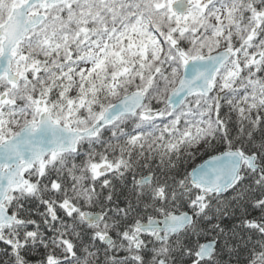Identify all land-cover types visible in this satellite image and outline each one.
<instances>
[{
    "label": "snow or ice",
    "instance_id": "snow-or-ice-1",
    "mask_svg": "<svg viewBox=\"0 0 264 264\" xmlns=\"http://www.w3.org/2000/svg\"><path fill=\"white\" fill-rule=\"evenodd\" d=\"M0 264H264V0H0Z\"/></svg>",
    "mask_w": 264,
    "mask_h": 264
},
{
    "label": "trees",
    "instance_id": "trees-1",
    "mask_svg": "<svg viewBox=\"0 0 264 264\" xmlns=\"http://www.w3.org/2000/svg\"><path fill=\"white\" fill-rule=\"evenodd\" d=\"M201 161H199V160H197V161H195V163H200Z\"/></svg>",
    "mask_w": 264,
    "mask_h": 264
}]
</instances>
